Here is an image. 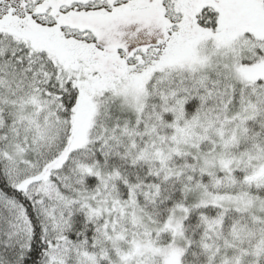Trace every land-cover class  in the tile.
I'll return each mask as SVG.
<instances>
[{
	"label": "snow or ice",
	"instance_id": "snow-or-ice-1",
	"mask_svg": "<svg viewBox=\"0 0 264 264\" xmlns=\"http://www.w3.org/2000/svg\"><path fill=\"white\" fill-rule=\"evenodd\" d=\"M0 264H264V0H0Z\"/></svg>",
	"mask_w": 264,
	"mask_h": 264
}]
</instances>
